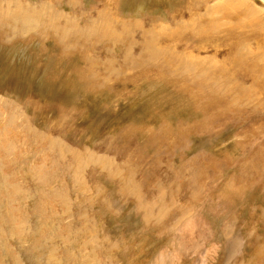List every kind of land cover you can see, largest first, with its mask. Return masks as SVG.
<instances>
[{"label":"rangeland","instance_id":"1","mask_svg":"<svg viewBox=\"0 0 264 264\" xmlns=\"http://www.w3.org/2000/svg\"><path fill=\"white\" fill-rule=\"evenodd\" d=\"M0 264H264V0H0Z\"/></svg>","mask_w":264,"mask_h":264},{"label":"bare ground","instance_id":"2","mask_svg":"<svg viewBox=\"0 0 264 264\" xmlns=\"http://www.w3.org/2000/svg\"><path fill=\"white\" fill-rule=\"evenodd\" d=\"M95 31H96V30H95ZM65 35H67V34H65ZM64 39H65V45H68V44L70 43V39L73 40L72 37L69 38V39H68V38H64ZM72 42H73L72 44L74 45V44H75L74 41H72ZM86 43H87V42H86ZM86 43H85V44H86ZM70 44H71V43H70ZM72 44H71V45H72ZM93 44H94V43H93ZM150 54H151V53H150ZM160 54H161V53H160ZM152 55H153V54H152ZM165 62H166V61H165ZM166 63H167V62H166ZM174 63H175V62H174ZM170 66H171V65H170ZM180 66H181V65H180ZM192 68H193V67H192ZM172 71H173V70H172ZM193 71H194V70H193ZM171 73H172V72H171ZM92 85H93V84H92ZM184 90L186 91V87L184 88ZM190 92H191V91H190Z\"/></svg>","mask_w":264,"mask_h":264}]
</instances>
